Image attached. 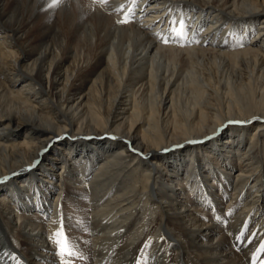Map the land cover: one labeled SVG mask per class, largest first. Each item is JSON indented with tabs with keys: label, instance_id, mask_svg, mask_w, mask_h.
Wrapping results in <instances>:
<instances>
[{
	"label": "bare ground",
	"instance_id": "bare-ground-1",
	"mask_svg": "<svg viewBox=\"0 0 264 264\" xmlns=\"http://www.w3.org/2000/svg\"><path fill=\"white\" fill-rule=\"evenodd\" d=\"M51 4L0 0V264H262L264 0Z\"/></svg>",
	"mask_w": 264,
	"mask_h": 264
},
{
	"label": "snow or ice",
	"instance_id": "snow-or-ice-1",
	"mask_svg": "<svg viewBox=\"0 0 264 264\" xmlns=\"http://www.w3.org/2000/svg\"><path fill=\"white\" fill-rule=\"evenodd\" d=\"M60 0H52V4L50 7L57 5ZM100 3L106 4L107 0H100ZM132 3H135V0H132ZM123 7V5H121ZM130 12L125 15L124 19L117 20L116 23L118 24H126L130 22ZM170 27L168 29V35L162 38V42L164 44H168L169 42H177L188 35V24L185 22L183 17L179 19H171L168 21ZM159 36V34H157ZM199 42V41H197ZM255 119V118H254ZM229 124H242L245 123L244 121H229ZM208 139V138H206ZM196 141H193L195 143ZM132 151H136L135 149H131ZM36 163H39L37 161ZM35 166V165H33ZM7 179V177H5ZM53 224L58 225V228L52 235L49 237V240L56 246L54 249L57 253V256L60 258V264H71V261L65 259V257H76L79 255V251L77 249L76 239L71 237L65 231L63 216L58 220L52 221ZM259 251H264V244L261 245ZM139 264V262H137ZM264 264V262H262Z\"/></svg>",
	"mask_w": 264,
	"mask_h": 264
}]
</instances>
